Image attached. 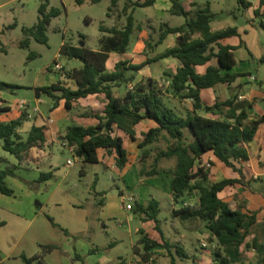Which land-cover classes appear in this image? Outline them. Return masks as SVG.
Segmentation results:
<instances>
[{"label":"rangeland","instance_id":"obj_1","mask_svg":"<svg viewBox=\"0 0 264 264\" xmlns=\"http://www.w3.org/2000/svg\"><path fill=\"white\" fill-rule=\"evenodd\" d=\"M207 1L211 3L212 11L217 12L211 21L213 30L246 19L247 15L237 0H204ZM44 2L48 5L47 10L52 7L61 10L47 28V43L38 41L23 30V26H32L38 21L39 7ZM123 2L121 0L120 5L108 10L109 0L96 3L86 0L82 4L76 0H0V81L19 85L13 91L2 90L10 96V102L25 99L30 104L35 98V85L50 84L59 77H66L65 68L82 67L80 59L60 52L63 42L73 45L84 42L91 49H100V38L104 34L101 26L115 24L122 27L126 23V15L122 13ZM198 2L201 3V0ZM167 4L168 0H160L153 7H137L134 10L136 26L130 46L133 56H129L133 63H140L159 52L155 42L162 21L177 24L185 19L178 15L172 17ZM145 33L149 43L144 49H138L133 44ZM26 39L29 44L24 46ZM31 52L35 55L30 57ZM114 56L111 64L118 58ZM55 62H60L63 70H54ZM177 63V59L149 63L136 72L137 79L152 77L165 86L168 84L165 71L174 70ZM261 64L255 73L264 78V63ZM123 92L124 87L116 89L117 94ZM45 97L48 103L54 102L52 97ZM166 100L182 114L190 108L191 100L187 98L167 95ZM258 103L264 104L262 100ZM104 104L103 95L94 96L82 100L71 113L76 117H93L90 113H101ZM46 106L42 104V107ZM49 112L45 111V118L51 117ZM11 114L0 115V119H6ZM78 120L84 121V118ZM60 138L58 134L56 140ZM57 142L56 145L61 146L60 140ZM2 143L0 140V166L19 165V168L15 169V175L5 178L13 193L0 191V221H4L0 226V264H26L22 254L33 257L32 264H171L166 249L160 246L153 248L148 261L136 252V246L139 252L144 251L139 243L142 236L140 228L144 227L149 234L153 233V228L141 220L140 214L126 208L125 201L129 196L145 203L151 197L160 200L159 218L166 236L173 243L183 245L188 255H176L178 264H194V260L199 264H214L219 244L206 222L200 218L182 219L174 214L175 208L196 204L195 193H187L178 203L171 197L168 179L175 159H162L158 166L160 172L156 175L141 173L143 168H152L156 153L167 147L166 140L150 145L146 158L141 157L139 148L130 147V164L123 173L117 165L116 156H113L114 159L106 158L108 155L105 153V161L84 162L68 150L62 151L55 141H50L49 156L46 155L49 160L45 168L48 170L55 165L57 169L53 177L46 180H40L38 168L41 164L31 162L35 160L34 152L28 151L19 159L5 150ZM99 153L102 151L99 150ZM68 158L74 159V163L68 164ZM112 165L116 167L112 168ZM164 179L166 187L160 184ZM63 229H67L68 233ZM48 245H54V248L49 249ZM256 261V251L245 249L244 260L238 264Z\"/></svg>","mask_w":264,"mask_h":264},{"label":"trees","instance_id":"obj_2","mask_svg":"<svg viewBox=\"0 0 264 264\" xmlns=\"http://www.w3.org/2000/svg\"><path fill=\"white\" fill-rule=\"evenodd\" d=\"M86 0H76L82 4ZM100 2L102 0H90ZM120 0H110L108 10L117 7ZM171 12L183 16L185 21L179 25L161 22L155 46L163 43L169 34L176 35L175 45L153 57H148L142 63H131L121 59L115 63L113 69L107 67L110 52L125 53L129 49L132 34L135 30L134 10L137 7L153 5L156 0H125L122 13L126 15V23L122 27L116 25L101 26L105 32L101 38L100 49L94 50L84 45H73L63 42L60 52L70 58H78L83 62L82 67L65 68L64 74L73 83L58 79L50 84L34 87L37 96L43 94L54 99V106L64 100L68 110L74 108L75 102L80 98L97 94L104 95L105 104L101 113L93 112V117L98 118L96 124L68 126L62 139L75 145V155L84 162H98L99 149L108 152L115 151L116 162L120 168L128 162V150L124 146L123 137L117 131L123 132L132 140H136V126L143 119H151L157 123L141 134L138 148L141 157L149 156L150 145L164 139L167 147L160 149L155 157L151 169H142V175H156L162 159H175L171 168L173 179L171 182V196L175 202L188 193H195V205H182L174 209V214L182 219L200 218L206 222L213 236L218 240L219 247L215 251L214 264H238L244 260L245 249L255 250L256 263L264 264V220L259 221L257 211L246 209V201L230 204L220 197V192L229 185L241 183L238 178H223L216 182H208L210 168L202 165V156L212 151L227 166L242 173L237 163L248 161L250 153L248 141L252 140L264 115L252 118L250 109L254 100L240 99L238 95L233 98H216L213 104H208L201 97L203 88H211L220 83L231 84L239 74H232L227 69L236 63L233 46L223 44L221 39L237 34L236 26H227L213 30L211 21L217 16L212 11L209 2L203 7L186 9L179 0H171ZM239 6L248 9L253 5L250 0H237ZM196 5V3H193ZM47 3L39 7L38 21L32 26H23L26 34L34 36L38 41L47 43L46 33L53 17L58 16L61 10L52 7L47 10ZM129 9H131L129 11ZM254 19L258 26L264 29V0H259L254 9ZM149 43V42H148ZM147 43V44H148ZM29 44L28 39L23 45ZM152 46L151 44H149ZM33 52L30 57L34 56ZM174 57L180 61L174 72L165 71L168 84L162 85L156 79H137L136 72L146 64L161 58ZM216 59L217 63H212ZM264 63V54L258 59ZM199 66H206L200 72ZM227 70L226 72H224ZM19 87L17 84L0 81V90L13 91ZM124 87V92L116 93V89ZM187 98L192 101V107L184 114L178 112L168 104L166 96ZM11 107L6 102L0 105V114L10 111ZM211 114V115H209ZM21 115L10 121L0 120V140L3 148L11 154L22 158L31 148L41 147L47 140L46 126L33 125L27 137L19 132L20 126L26 119ZM14 167L0 166V191L12 194L5 178L15 175ZM84 171V169H82ZM54 175V170L41 171L40 180H46ZM133 211L140 214L141 220L151 225L153 233L149 234L140 228L142 234L139 243L143 252L137 253L144 260H150L152 250L156 246L166 249L171 264H178L176 255L187 257L183 245L173 243L165 234L159 218L161 202L151 197L147 205L135 199ZM50 219L54 222L53 218ZM4 221H0V226ZM68 233L67 229H63ZM159 234V235H158ZM53 249L54 245H48ZM26 264H32V258L22 254ZM194 264L197 260H194Z\"/></svg>","mask_w":264,"mask_h":264},{"label":"crops","instance_id":"obj_3","mask_svg":"<svg viewBox=\"0 0 264 264\" xmlns=\"http://www.w3.org/2000/svg\"><path fill=\"white\" fill-rule=\"evenodd\" d=\"M120 1H119V5H120ZM123 1L124 2L122 8L125 5V0ZM179 1L186 9H192L193 7L194 8L203 7L204 5H206L207 2H209V1L204 2V0H201V3L198 2V0H179ZM250 1H252L253 5L248 9L243 10L244 13L247 15L246 19H244V22L227 25V26H236L237 34L220 40V42L223 44H229L233 46V52L235 54L237 61L233 67L227 70L232 74L234 73L239 74V76H237L236 79L231 84L220 83L211 88H203L201 90V97L208 104H213L216 101L217 97L221 99H228V98H233L236 95H238L240 99H248L251 101L254 100V105L250 109V115L252 118H256L261 115H264V104L258 103V101L260 100L264 102V78L259 76V73L257 74L255 73V71L258 70V68L260 69V66L262 65L261 63L258 62V59L264 54V29L260 28L258 26L257 20L254 19V9L258 6L259 0H250ZM159 2L160 0H156V2L153 5L141 7V8L153 7ZM193 3H196V5H193ZM167 8L169 12L172 13L171 0H168ZM130 10L131 9H129V11ZM175 16L177 15L172 13V17ZM235 18L239 20L237 16H235ZM184 21L185 19L181 23H177V24H172L171 22L168 21H162V22H168L171 25H179L182 24ZM114 25L115 24H111V26ZM146 39L147 36L145 33L144 35H141L133 45L137 48L139 47L138 49H144V46L147 43ZM175 43H176V35L169 34L165 38L164 42L157 46V49L159 50L158 53L164 51L168 47L175 45ZM130 46H131V42L129 45V49L125 53L110 52V57L107 61V67L109 69H113L115 63L124 58H126V60H129L131 61V63H133L134 61L132 59L130 60L129 58V56H131L130 54H132ZM113 54L117 55L118 58H115L111 64L110 63L111 58L115 57ZM169 59L176 60L177 58L165 57L159 60L166 61ZM145 60L141 61L140 63L144 62ZM177 62L179 63H177L175 69L171 70L170 72H174L176 68L179 66L180 61L178 59ZM110 64L112 66H110ZM205 68L206 66H199L198 70L202 72L205 70ZM227 70H225L224 72H226ZM59 78L65 80L66 82H68V84L73 86V83L67 77L62 76ZM34 94H35L34 100L30 101L29 105L22 107L17 101H16L17 103L10 102L9 100L10 96L7 95L2 90H0V105H3L6 102L11 107L10 111L1 113L0 115H5V114L8 115L9 112L12 113L11 115H9V117L6 116V119H0V120L10 121L12 119H16L20 117L21 115H26L25 116L26 119L23 121V124L19 128V132L22 134L24 138L27 137L33 125L46 126L47 140L44 142L43 146L37 147L38 150H36V147L31 148L29 150V153L34 152L33 155L35 156V160H32L31 162L41 164V167L38 168V172L49 171L52 170V168H54L55 171L57 169V167H54L55 165H53L52 168L49 167L48 170H46L45 168L46 162L49 160L48 158L50 152L49 142L55 141V145L58 144L57 141L59 140L61 141L62 136L66 133L68 126L72 124L91 125V124H96L99 120L96 117H76L75 114L73 115V113H71L73 109L68 110L65 107L64 100H61L58 106H54V102L52 104L50 102L49 103L47 102L45 94L41 96H37L35 90H34ZM94 96H100V95L93 94L86 97H82L77 102H75L74 108L77 106L78 103H81L82 100H86ZM42 104L47 106L42 107ZM191 107H192V101H190V108ZM47 110L50 111L48 115L54 117L53 122L48 124H47L48 118H45L47 116L45 111ZM77 118H84V121L82 120L76 121ZM156 125L157 123L151 119H143L136 126V140H132L123 132L117 131V134L123 137L124 146H126L128 150V155L130 153V147L133 146L134 149L135 147L138 148V142L141 140V134L147 131L150 127H154ZM58 134L61 135V138L59 140H56V136ZM247 145L250 153V159L248 161L237 163V166L242 170V173L234 170L230 166H227L218 157H216V155L212 151H209L202 156V162H207V161L211 162L212 166L210 167L209 179L212 182L219 181L225 177L241 179L242 180L241 183L239 182L235 185H229L223 191H221L219 194L220 197L228 201L232 205L240 201H246V209L250 211H257L258 220L263 221L264 220V121L260 124L255 137L252 140L248 141ZM58 147L61 148L62 151L67 150L64 149L62 146H58ZM99 150L102 151L101 154L99 153L100 160L102 159L105 161V157L106 158L111 157L113 159L115 156L117 157L115 151L108 152L105 149H99ZM105 153L108 156L104 157ZM137 154L138 152L136 153V155ZM129 164H130V160L128 156L127 164L125 165V167L121 168L122 173L123 170H126L129 167ZM115 167H116L115 165H112V168ZM172 179H173V174L171 173V176L168 179L170 186V194H171ZM165 180L166 179H164L163 182L160 183L161 185H163V187H166ZM160 184L158 185L159 188H161ZM142 203L147 205L149 202L147 203L142 202Z\"/></svg>","mask_w":264,"mask_h":264},{"label":"built area","instance_id":"obj_4","mask_svg":"<svg viewBox=\"0 0 264 264\" xmlns=\"http://www.w3.org/2000/svg\"><path fill=\"white\" fill-rule=\"evenodd\" d=\"M54 70L56 71H61L63 70L64 66H62V64H60V62H55V64L53 65L52 67ZM19 104L20 106L24 107V106H27L29 105V102L25 99H21L19 101ZM53 122V117H50L48 120H47V124L48 123H51ZM61 146L64 148V149H67L71 154H73L75 156V145H71L67 140L65 139H61ZM67 163L68 164H73L74 163V159L72 158H68L67 160ZM202 165H204L206 168H210L212 166L211 162L210 161H207V162H203ZM135 201V197L134 196H129L127 198V200L125 201V204H126V208L128 210H132L133 207V203Z\"/></svg>","mask_w":264,"mask_h":264},{"label":"water","instance_id":"obj_5","mask_svg":"<svg viewBox=\"0 0 264 264\" xmlns=\"http://www.w3.org/2000/svg\"><path fill=\"white\" fill-rule=\"evenodd\" d=\"M80 45H84V42H81V44Z\"/></svg>","mask_w":264,"mask_h":264}]
</instances>
